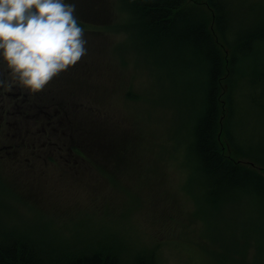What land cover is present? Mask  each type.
<instances>
[{"label": "rangeland", "instance_id": "rangeland-1", "mask_svg": "<svg viewBox=\"0 0 264 264\" xmlns=\"http://www.w3.org/2000/svg\"><path fill=\"white\" fill-rule=\"evenodd\" d=\"M228 1L232 32L264 22V0ZM67 2L76 5L87 54L32 92L30 110L10 117L15 125L0 120V233L19 230L63 247L112 240L120 264H136L147 248L164 264H264V195L209 201L185 155L188 98L196 86L202 97L206 78L166 55L175 45L156 49L139 36L132 0ZM183 7L210 13L205 0ZM238 55L227 101L235 109L221 122L231 154L233 136L264 147V38ZM0 78L8 79L2 60ZM262 150L239 157L264 174Z\"/></svg>", "mask_w": 264, "mask_h": 264}, {"label": "trees", "instance_id": "trees-1", "mask_svg": "<svg viewBox=\"0 0 264 264\" xmlns=\"http://www.w3.org/2000/svg\"><path fill=\"white\" fill-rule=\"evenodd\" d=\"M132 2L135 8L131 9V16L133 21L136 19L134 15L138 17L136 32L139 36L156 49L161 45H175L164 50L166 55H180L186 73L190 70L197 78H206L202 81V97L197 99L195 96L198 93L196 86L194 100L188 98L192 126L185 150L194 174L203 179L200 187L203 195L213 203L233 192L264 195V174L254 167L253 162L241 159L254 156L257 150L264 151V147H250L234 140L233 136L231 146L234 153L231 154L223 148L221 133L222 118L228 112L233 114L235 109V105L229 106L227 101L237 59L241 57L238 54L246 57L250 45L258 38H264V33L260 32L264 30V22L251 25L255 29L235 26L232 32L229 21L231 2L228 0H205L210 9L207 17L198 12H187L183 7L185 0ZM225 47L232 50L230 58L225 54ZM226 84L228 88H223ZM258 159H264V156ZM0 235V264H120L121 260V250L112 240L63 247L19 230ZM135 258L136 264H164L155 249L141 250Z\"/></svg>", "mask_w": 264, "mask_h": 264}, {"label": "clouds", "instance_id": "clouds-1", "mask_svg": "<svg viewBox=\"0 0 264 264\" xmlns=\"http://www.w3.org/2000/svg\"><path fill=\"white\" fill-rule=\"evenodd\" d=\"M75 12L67 0H0V60L8 70L0 87L42 91L79 62L87 40Z\"/></svg>", "mask_w": 264, "mask_h": 264}, {"label": "flooded vegetation", "instance_id": "flooded-vegetation-1", "mask_svg": "<svg viewBox=\"0 0 264 264\" xmlns=\"http://www.w3.org/2000/svg\"><path fill=\"white\" fill-rule=\"evenodd\" d=\"M33 93L31 91L22 92L16 84H13L10 89L0 87V120L5 121L6 126L15 125L17 120H11L10 117L30 110V106H26V103L30 98L29 95ZM19 97L22 98L19 99ZM27 113L25 112V114ZM16 117L20 118L19 116Z\"/></svg>", "mask_w": 264, "mask_h": 264}]
</instances>
